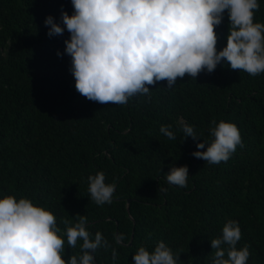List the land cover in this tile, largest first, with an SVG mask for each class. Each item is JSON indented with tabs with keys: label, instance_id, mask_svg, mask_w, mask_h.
<instances>
[{
	"label": "trees",
	"instance_id": "1",
	"mask_svg": "<svg viewBox=\"0 0 264 264\" xmlns=\"http://www.w3.org/2000/svg\"><path fill=\"white\" fill-rule=\"evenodd\" d=\"M259 2L254 19L264 22ZM62 9L71 14V0H0V195L46 205L61 228L83 214L89 230L110 243L125 233V246L113 244L116 264H132L140 244L152 248L160 239L180 253L179 264H208L210 240L228 219L239 221L237 247L249 246L248 264H264V72L224 63L196 79L186 73L172 88L157 81L150 98L124 105L90 100L75 88L67 29L47 34L46 16L62 22ZM215 30L220 48L227 14ZM220 119L237 125L243 146L217 164L191 154L192 137L160 132L162 124L176 131L184 120L201 134L197 139L211 140L210 122ZM172 163L187 164V186L167 182ZM98 170L115 185L111 204L90 199L87 176ZM77 252L79 243L66 245L65 257ZM95 261L113 264L112 248L98 249Z\"/></svg>",
	"mask_w": 264,
	"mask_h": 264
},
{
	"label": "clouds",
	"instance_id": "2",
	"mask_svg": "<svg viewBox=\"0 0 264 264\" xmlns=\"http://www.w3.org/2000/svg\"><path fill=\"white\" fill-rule=\"evenodd\" d=\"M71 14L62 9L57 22L48 14L44 23L49 36L67 29L64 52L71 57L70 71L76 90L100 103L124 105L136 96L151 97L149 85L166 80L167 88L187 73L191 78L217 65L250 75L264 72V22L254 19L259 0H71ZM228 16L226 43L218 48L216 26ZM61 53L58 50V55ZM196 140L194 157L210 164L227 161L243 146L237 125L230 120H212L211 140L202 137L193 124L180 120L177 130L162 124L160 132L175 140ZM207 145V146H206ZM169 184L185 187L187 164H170ZM90 199L97 205L111 204L113 183L106 182L103 170L87 176ZM88 217L80 214L75 223L64 219V228L54 212L28 196L0 195V264H96L100 248H112L116 264L118 252L113 244L125 246V233H114L110 243L101 231L92 233ZM66 236V242L65 237ZM242 231L239 221L228 219L220 235L210 240L212 254L208 264H248L249 246L237 247ZM79 252L65 257L66 245ZM180 253L158 240L154 247L140 244L132 253V264H179Z\"/></svg>",
	"mask_w": 264,
	"mask_h": 264
},
{
	"label": "water",
	"instance_id": "3",
	"mask_svg": "<svg viewBox=\"0 0 264 264\" xmlns=\"http://www.w3.org/2000/svg\"><path fill=\"white\" fill-rule=\"evenodd\" d=\"M128 202H129V203H128V209H129V205H130L131 200H129Z\"/></svg>",
	"mask_w": 264,
	"mask_h": 264
}]
</instances>
